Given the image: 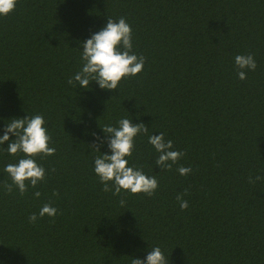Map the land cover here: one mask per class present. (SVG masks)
I'll use <instances>...</instances> for the list:
<instances>
[{
  "label": "trees",
  "instance_id": "1",
  "mask_svg": "<svg viewBox=\"0 0 264 264\" xmlns=\"http://www.w3.org/2000/svg\"><path fill=\"white\" fill-rule=\"evenodd\" d=\"M121 17L143 71L116 90L68 84L82 42ZM241 54L257 62L244 80ZM36 114L56 151L35 158L45 180L20 195L5 191L4 167L24 154L0 145V264H131L154 246L168 264H264V179L249 183L264 177V0H17L0 16V136ZM121 118L185 153L161 169L148 135L135 138L129 166L157 178L153 196L104 192L94 172L110 149L93 133L104 138ZM45 203L54 217H39Z\"/></svg>",
  "mask_w": 264,
  "mask_h": 264
},
{
  "label": "clouds",
  "instance_id": "2",
  "mask_svg": "<svg viewBox=\"0 0 264 264\" xmlns=\"http://www.w3.org/2000/svg\"><path fill=\"white\" fill-rule=\"evenodd\" d=\"M17 0H0V16H7L15 10ZM81 53L82 67L73 77L67 81L74 85L78 82L79 87L88 89L92 81L98 83L101 89L116 90L122 79L136 76L143 71L145 57L138 56L132 52V28L125 18H119L118 22L108 18L106 25L98 32H94L90 38L82 42ZM235 64L238 69L239 79H246V69L255 70L257 62L252 54L237 55ZM45 119L41 114L25 116L23 118H12L5 126L4 134L0 136V145L8 141L7 152L10 155L23 153L18 163H8L4 172L9 175L12 183L5 182L3 187L7 193L13 192V186L24 195L29 185L35 188L40 181L45 180V168L37 162L36 157H47L55 154V148L50 146L51 136L45 127ZM118 127L105 125L102 128L107 134L104 138L96 136L99 143H107L110 154L102 152V156L94 157V172L103 185L104 192L119 195L122 190L131 194H146L153 196L159 186L155 176H147L141 168L129 166L127 157H131L135 149V138L140 134L148 135L149 129L144 123H133L131 119L121 118ZM13 134L15 139H10ZM148 143L151 144L159 156L155 164L161 169L171 170L183 155L182 151L172 150L173 141L165 140V134L148 135ZM96 151H100L98 144L90 145ZM177 171L187 176L192 172L191 167L179 166ZM264 179L250 176L249 183H255ZM58 195V193H53ZM185 193L177 194L176 199L180 203L181 210L188 208V201L183 199ZM41 193L36 191L35 197ZM125 201L120 200L121 206ZM57 208L50 203H45L39 210V217L45 215L54 217ZM37 220V214L29 216L30 222ZM131 264H168V261L159 246H154L148 252L145 259L132 258Z\"/></svg>",
  "mask_w": 264,
  "mask_h": 264
}]
</instances>
